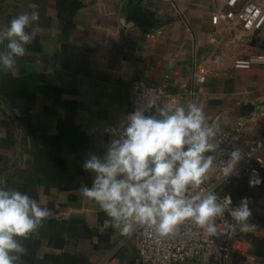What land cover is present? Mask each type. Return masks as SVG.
<instances>
[{
	"label": "crops",
	"instance_id": "crops-1",
	"mask_svg": "<svg viewBox=\"0 0 264 264\" xmlns=\"http://www.w3.org/2000/svg\"><path fill=\"white\" fill-rule=\"evenodd\" d=\"M29 3L39 5V31L15 69L0 73V187L26 192L52 215L22 241L21 264H146L137 244L81 195L91 174H63L67 187L39 184L44 141L68 121L84 135L83 161L103 156L111 130L131 112L133 83L144 79L168 84L179 104L201 103L220 124L217 137L239 117H253L245 131L251 143L264 136V63L238 68L235 61L264 54V30L241 37L213 26L210 16L225 0H0V26ZM210 55L218 56V71L190 95L183 85H192L194 64ZM28 176L35 182L28 185ZM234 189L237 206L248 201L251 228L224 234L227 250L214 262L264 264V186Z\"/></svg>",
	"mask_w": 264,
	"mask_h": 264
},
{
	"label": "clouds",
	"instance_id": "clouds-1",
	"mask_svg": "<svg viewBox=\"0 0 264 264\" xmlns=\"http://www.w3.org/2000/svg\"><path fill=\"white\" fill-rule=\"evenodd\" d=\"M27 8L7 26H0V45H4L0 73L15 69L39 31V5L29 3ZM155 103L136 108L121 126L111 130L103 156L91 154L83 161L82 169L92 179L90 186L81 185L79 191L124 236L145 228L165 238L176 235L186 222L216 235L217 220L228 206L215 191L201 186L218 164L213 153L219 148L220 124L210 121L203 105L195 100L159 107ZM152 108L155 111L149 112ZM228 157L220 168L224 177L234 172L241 150L232 149ZM190 190L199 191L190 195ZM251 214L247 199H242L229 212L235 221L231 227L249 231ZM51 215L49 208L26 192L0 187V264H21L20 258L27 252L22 241Z\"/></svg>",
	"mask_w": 264,
	"mask_h": 264
},
{
	"label": "built area",
	"instance_id": "built-area-1",
	"mask_svg": "<svg viewBox=\"0 0 264 264\" xmlns=\"http://www.w3.org/2000/svg\"><path fill=\"white\" fill-rule=\"evenodd\" d=\"M176 9L179 14L182 13L180 7ZM210 20L213 26H222L228 33L237 31L241 37H248L256 31L264 30V0H225L224 5L211 14ZM254 63H264V54L237 59L235 67L249 68ZM219 65L217 55H210L196 62L191 73L192 85L184 84V90L194 95L193 84L205 83L209 76L217 73ZM153 100L156 102L154 107L168 103L175 105L179 104V94L173 92L166 83L151 85L144 79L136 80L131 87V112L138 107H145ZM252 119L253 117H239L231 129L217 137L219 148L213 155L218 164L210 170L209 177L201 186L215 191L228 206L224 216L217 220V234L208 235L191 222L182 225L176 235L165 238H158L149 230L138 228L131 236L126 237L137 244L138 256L144 263L222 264L214 261L221 258L227 250L224 234L231 232V226L235 224L229 215L231 207H237L234 188L238 182H245L252 191L264 186V136L251 143L245 139V131ZM234 148L241 150V160L234 172L224 177L220 168ZM196 191L199 190H190L189 194H195ZM227 198L231 200V204H228Z\"/></svg>",
	"mask_w": 264,
	"mask_h": 264
},
{
	"label": "trees",
	"instance_id": "trees-1",
	"mask_svg": "<svg viewBox=\"0 0 264 264\" xmlns=\"http://www.w3.org/2000/svg\"><path fill=\"white\" fill-rule=\"evenodd\" d=\"M59 134L50 137L44 141L45 148L43 149L42 159L43 166H40V171L43 172L44 178L41 180L37 178L39 184L58 185L60 187H67L63 185L62 176L65 173H86L82 169L83 159L79 148L83 146V133L71 127L68 121L60 122L58 125ZM47 170H52L54 176L47 178ZM36 178L28 176L27 184L34 183ZM241 182H238L239 184ZM238 188L239 194L242 195L245 189ZM238 194V195H239Z\"/></svg>",
	"mask_w": 264,
	"mask_h": 264
},
{
	"label": "water",
	"instance_id": "water-1",
	"mask_svg": "<svg viewBox=\"0 0 264 264\" xmlns=\"http://www.w3.org/2000/svg\"><path fill=\"white\" fill-rule=\"evenodd\" d=\"M155 110L152 108V109H149V112H154Z\"/></svg>",
	"mask_w": 264,
	"mask_h": 264
},
{
	"label": "rangeland",
	"instance_id": "rangeland-1",
	"mask_svg": "<svg viewBox=\"0 0 264 264\" xmlns=\"http://www.w3.org/2000/svg\"><path fill=\"white\" fill-rule=\"evenodd\" d=\"M252 193V192H251ZM254 194H252L253 196L256 194V195H258V193H255V192H253ZM239 201V200H238Z\"/></svg>",
	"mask_w": 264,
	"mask_h": 264
}]
</instances>
